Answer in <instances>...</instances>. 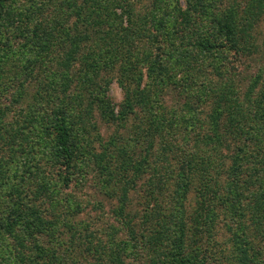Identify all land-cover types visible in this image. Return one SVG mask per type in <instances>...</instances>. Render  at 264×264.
Listing matches in <instances>:
<instances>
[{
  "label": "trees",
  "instance_id": "obj_1",
  "mask_svg": "<svg viewBox=\"0 0 264 264\" xmlns=\"http://www.w3.org/2000/svg\"><path fill=\"white\" fill-rule=\"evenodd\" d=\"M20 1L0 0V100L24 75L36 93L20 121L0 107V151L24 137L33 162L0 159V264H264V65L242 90L230 60L259 51L264 0ZM93 171L118 197L109 232L65 192Z\"/></svg>",
  "mask_w": 264,
  "mask_h": 264
},
{
  "label": "rangeland",
  "instance_id": "obj_2",
  "mask_svg": "<svg viewBox=\"0 0 264 264\" xmlns=\"http://www.w3.org/2000/svg\"><path fill=\"white\" fill-rule=\"evenodd\" d=\"M34 0H29V3H33ZM40 1V0H38ZM24 0H21L20 3H24ZM143 3H147L146 0L143 1ZM12 30V29H11ZM15 32H19V30H14ZM15 32L11 33L10 38L12 40L14 39L16 41V47L21 46V41H23ZM256 38H257V44L258 49L256 53H253L251 56H246L242 59L241 54H235L232 53L230 55V60L233 61V57L237 58V65L238 69L240 71V75L238 77L240 78V85L244 90L247 87V81L244 80L245 75L248 73H251L253 71H256L259 67L264 65V18L262 19L261 23L256 27ZM23 49L19 50L18 53H16L15 57H19L22 55ZM239 59L241 60L239 61ZM17 63L19 62L18 59H16ZM208 61V60H207ZM235 63V64H236ZM211 66V65H210ZM211 68V67H209ZM181 73V72H180ZM208 75L210 77H216V73L211 74V70L208 69ZM216 75V76H215ZM208 76V77H209ZM113 81L110 85L109 89V95L112 98V100L117 104L120 105L121 101L124 97V92L122 87L119 85L116 77L117 74L111 75ZM201 78V80H203ZM35 81L33 80H25V75L22 76L19 79H11L8 80L7 84L4 85V90L2 94V98L0 100V107L8 109V119L12 122L14 121H20L22 116V111L25 110L26 102L21 101L18 102L17 97L22 89H24L25 93H30L32 96L36 93L35 90ZM28 89V90H26ZM173 95L169 96V102L168 105H176L180 111L182 110V107H184L188 102L183 104L185 101H191L195 102V100H192L194 98H191L189 92H179V90L174 89ZM33 98V97H32ZM173 107V106H171ZM199 109L201 110L200 115L207 114L208 111L211 109L210 102L207 104L199 106ZM94 121H96V124L98 128L100 129V132L103 136L108 138L111 134L121 131L124 134L130 133L132 136H134V131L131 130V132L128 131V127L131 126L132 122H134V119L131 118V120L128 123L127 128H120L117 127L115 123H108L104 122L99 116L96 115ZM22 136V135H20ZM24 137H18L14 142V148H6L5 150L0 151V159L2 157H5L6 159L11 156L15 157V159L21 161H29L33 162L31 159V156H26L22 154V151L19 148L18 143L21 141L26 144V140ZM30 139V138H29ZM17 150V152H16ZM23 155V156H22ZM25 156L27 158H25ZM22 157V158H21ZM39 161L41 164L47 169L48 164L46 163V160L39 156ZM21 166V164H20ZM98 171H93L87 175L86 180H82V182L77 181V178L73 180L71 183V186L65 191L69 194H74L77 198H80L81 202H83L85 209L84 211L79 214L75 219H78V221L87 222L91 225V229L95 230L96 228L109 232L111 227L110 225L115 222V219L112 216V209L118 204V197L111 194V190L108 189V187L104 186L99 176ZM107 190V192H106ZM131 210L132 211H139L142 208V194L141 193H135L131 192ZM188 203L190 204V207L194 205L193 203V194H190Z\"/></svg>",
  "mask_w": 264,
  "mask_h": 264
}]
</instances>
